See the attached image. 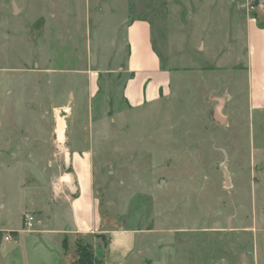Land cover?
<instances>
[{"label":"rangeland","instance_id":"rangeland-1","mask_svg":"<svg viewBox=\"0 0 264 264\" xmlns=\"http://www.w3.org/2000/svg\"><path fill=\"white\" fill-rule=\"evenodd\" d=\"M152 1L0 0V147L33 143L36 168H22V177L36 181L47 161L48 176L71 173L65 156L91 139L103 214L128 228L156 229L160 250L144 249V264H264V111L249 113L242 78L230 119L220 125L212 98L226 89L182 68L190 57L186 34L170 35L179 51L169 65L182 68L173 95L127 109L122 94L133 76L126 73L125 25L146 16L157 47L169 27L159 24L168 8ZM1 166L0 199L18 225L13 183L21 171ZM39 184L28 186L26 204L42 200ZM151 238L138 237L141 244ZM98 239L100 257L108 242Z\"/></svg>","mask_w":264,"mask_h":264},{"label":"crops","instance_id":"crops-1","mask_svg":"<svg viewBox=\"0 0 264 264\" xmlns=\"http://www.w3.org/2000/svg\"><path fill=\"white\" fill-rule=\"evenodd\" d=\"M152 2L168 8L167 18L160 16L159 24L169 27L162 28L159 35L161 46L157 47L154 25L146 16L141 15L125 25L129 53L126 73L133 76L122 94L128 102L127 109L155 104L163 97L173 95L174 74L186 68L191 70L190 75L200 72L203 84L209 80L219 81L222 83L220 87L226 89L224 95L214 93L212 98L215 103L213 119L220 125L230 119L227 113L228 108L232 107L230 100L241 95L240 77L244 89L246 87L243 93L247 94L249 113L264 111V2L259 6L252 5L248 0ZM178 33L186 34L187 47L184 50L190 55L182 68L169 65L173 61V54L179 50L174 42L168 43L166 40L168 36L171 38L170 35ZM215 73L224 74L213 78ZM204 74L210 76L206 78ZM234 86L239 89L232 91ZM205 87L209 88L207 85ZM218 107L224 123L215 118ZM92 143L91 139L82 142L83 149L74 146L65 156V166L71 167V173L58 176L50 171L48 176L47 161L44 166L46 171H40L35 177L36 181L33 175L22 177V168L31 165L34 166L32 171L36 168L32 161L33 143L18 142L12 148L0 147V164L10 168L13 174L18 168L21 171L20 178L13 183L14 191L17 190L18 194L14 200L19 205L21 216L26 213L35 216L33 228L23 230L22 217L21 223L14 225L7 214L11 208L7 207L4 198L0 199V264H74L77 242L81 240L90 244L97 253L98 236L106 237L108 242L104 254L98 256L102 264H141L144 260L140 254L144 249L150 253L152 244L160 250V241L154 242L156 229L142 231L128 228L119 219L103 214L96 188L94 149L92 151L90 148ZM4 159L10 162L5 163ZM34 182L35 188L40 183L44 193L38 204L29 205L23 200L28 186ZM5 231L19 232V244H1ZM142 233H146L148 238L152 236L149 243L141 244L138 237ZM157 234H160L159 230ZM146 239L144 237L143 241ZM117 240L121 242L119 245H116Z\"/></svg>","mask_w":264,"mask_h":264},{"label":"built area","instance_id":"built-area-1","mask_svg":"<svg viewBox=\"0 0 264 264\" xmlns=\"http://www.w3.org/2000/svg\"><path fill=\"white\" fill-rule=\"evenodd\" d=\"M252 5H259L264 0H248ZM24 227L23 230H31L35 223V216L31 213L24 214L23 218ZM20 242L19 232L5 231L1 237V244L18 245Z\"/></svg>","mask_w":264,"mask_h":264},{"label":"trees","instance_id":"trees-1","mask_svg":"<svg viewBox=\"0 0 264 264\" xmlns=\"http://www.w3.org/2000/svg\"><path fill=\"white\" fill-rule=\"evenodd\" d=\"M76 246L77 259L74 264H102L101 259L95 255L90 244L80 240Z\"/></svg>","mask_w":264,"mask_h":264},{"label":"bare ground","instance_id":"bare-ground-1","mask_svg":"<svg viewBox=\"0 0 264 264\" xmlns=\"http://www.w3.org/2000/svg\"><path fill=\"white\" fill-rule=\"evenodd\" d=\"M56 133H57L58 141L61 144H63L64 138H65V123L61 120L59 121Z\"/></svg>","mask_w":264,"mask_h":264},{"label":"water","instance_id":"water-1","mask_svg":"<svg viewBox=\"0 0 264 264\" xmlns=\"http://www.w3.org/2000/svg\"><path fill=\"white\" fill-rule=\"evenodd\" d=\"M215 118L218 122L224 123V118L220 115V107H218L215 112ZM226 180L229 181V175L227 171H226Z\"/></svg>","mask_w":264,"mask_h":264}]
</instances>
